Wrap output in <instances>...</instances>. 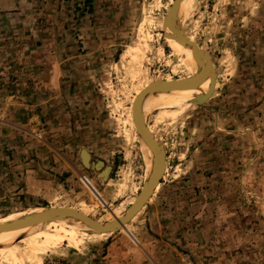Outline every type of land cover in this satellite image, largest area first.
I'll return each mask as SVG.
<instances>
[{
    "label": "rangeland",
    "instance_id": "rangeland-1",
    "mask_svg": "<svg viewBox=\"0 0 264 264\" xmlns=\"http://www.w3.org/2000/svg\"><path fill=\"white\" fill-rule=\"evenodd\" d=\"M74 1L77 7L84 3ZM176 1L114 0L108 23L91 16L86 24L82 16L93 11L80 6L70 21L73 32L81 33L85 24L91 34L108 27L95 48L88 46L90 54L78 58V79L94 89L87 100L91 114L83 117L90 126L59 128L50 121L39 136L22 135L31 146L45 143L38 152L51 158L39 164L44 171L38 181L14 164L11 177L0 175V220L53 206L107 223L138 201L148 168L137 133L140 105L152 90L173 85L188 97L193 85L166 40ZM176 32L182 46L211 66L215 79L204 104L155 107L146 114L162 162L163 199L172 210L185 202L182 217L174 219L175 225L185 220V233L175 228L170 243L151 245L131 231H140L139 218L102 234L39 221L0 233V264H160L156 257L163 253L170 257L164 264H264V0H197ZM144 211L143 220L149 208ZM210 219L221 225L222 236L201 248L195 237ZM227 238L235 244L224 245ZM116 240L121 251L112 249Z\"/></svg>",
    "mask_w": 264,
    "mask_h": 264
},
{
    "label": "crops",
    "instance_id": "crops-1",
    "mask_svg": "<svg viewBox=\"0 0 264 264\" xmlns=\"http://www.w3.org/2000/svg\"><path fill=\"white\" fill-rule=\"evenodd\" d=\"M49 1H52L51 4ZM49 1L0 0V132L1 136L4 135L0 139V175L11 177L9 173L12 170L8 168L14 164L15 167L22 168V172L26 171L29 174L27 177L31 178L33 175L34 180L38 181L37 177L44 171L39 164L51 156L42 157V153L40 156L38 152L39 148H45L44 141L41 146L39 140L31 146L22 139V135L39 136L41 129L46 124L49 125L50 121L53 127L57 125L59 128L70 129L90 124L83 117L91 114L87 100L92 98L94 89L89 81L78 79V74L83 72L78 58L90 54L87 48H95V43L99 41L96 37L108 28L102 22V28L97 29L100 33L91 34L86 25L87 19L97 16L98 19L95 20L98 21L106 17L108 23L111 20L110 11H114L111 9L114 0H94L91 15L82 16L86 22L80 29L82 34L73 32L70 27L72 17L79 16L77 3L74 0ZM79 37L82 39L79 40ZM47 147L53 150L49 145ZM60 157L62 158L61 155ZM161 184L163 186L160 182L159 190L151 196L148 205L131 221L139 218L135 222L140 226V231H131L134 234L136 232L139 241L145 244L170 243L175 236V228L181 230L179 234L185 233V220L174 224L176 216L182 217L179 211L184 212L185 202L180 208L174 204L172 210L170 202L163 199L165 195L161 192ZM168 193L166 190L165 194ZM184 194L185 191L181 190L180 195ZM147 207L149 211L145 213L143 220L141 217ZM143 224L148 226L147 231ZM203 226L195 237L201 248L219 242L222 231H217L221 229V225L219 227L217 221L210 219ZM118 240L111 244L112 249L118 248ZM222 243L235 244L231 238ZM118 251H121L120 247ZM177 254L182 256V260L185 259V253ZM165 258L170 260L166 253L156 257V260L164 264Z\"/></svg>",
    "mask_w": 264,
    "mask_h": 264
},
{
    "label": "bare ground",
    "instance_id": "bare-ground-1",
    "mask_svg": "<svg viewBox=\"0 0 264 264\" xmlns=\"http://www.w3.org/2000/svg\"><path fill=\"white\" fill-rule=\"evenodd\" d=\"M196 2H197V0H181L180 5H179V11H178L177 16L175 18L173 28L171 29L167 25V29H166L167 43H168L169 47L171 48V51H173V53H175L177 55V57L180 59V61L185 65V67L189 71L190 76L193 79L192 88L188 89V97L181 94L178 91L169 92L165 88H161L162 90H157L155 92H152L151 94L147 95V97L145 96L146 98H144L145 101L143 104V114H144L145 120H146V114L150 113L153 109H155V107H162V106L163 107H171V108H173V107H181V108L192 107L194 105H197L195 103V99L197 97L204 96L208 92V89H209L210 83H211V78L208 77L206 71L201 66H199L195 56L187 48H185L184 46L181 45V43L179 42L178 36H177V32H176V26L179 30H182L184 22L186 20V17H187V15L190 14L191 8L194 6V4ZM161 92H163L164 94L163 93L161 94ZM165 92H167V93H165ZM158 93H160V94H158ZM140 107H141V105H140ZM144 146L142 145L141 147L143 149L148 168H147V172H146V182H145L143 191H142L138 201L141 200V197L145 193V191L152 187L153 182H154V177H153L154 165H153V160H152V157L150 154L151 149H149V147L147 145H144ZM36 210H37V208H32L28 211H21V212H15L13 214H10L7 217L2 218L0 220V226L8 224L10 222H13L14 220H16L20 217L26 216V215H28V214L36 211ZM127 211H125L124 213H126ZM121 216H116V218L113 216L114 218H111L109 220V222H107V223H95V224L107 225V224H110V223L116 221L117 218H120ZM54 220H58L60 222H63L64 224L69 225L70 227H72L76 230H79L82 232H88L86 230V228L80 224H77V226H76V225L69 223L67 220H64L61 218L54 219ZM8 230L10 232H16L17 231V230H12L10 228L5 227V228H0V233L6 232ZM92 234H97V233H92Z\"/></svg>",
    "mask_w": 264,
    "mask_h": 264
},
{
    "label": "water",
    "instance_id": "water-1",
    "mask_svg": "<svg viewBox=\"0 0 264 264\" xmlns=\"http://www.w3.org/2000/svg\"><path fill=\"white\" fill-rule=\"evenodd\" d=\"M181 0H177L176 3L173 5L172 9L169 12L168 18H167V25L172 29L173 28V24L175 22V18L177 16V13L179 11V5H180ZM198 56L195 54V58L197 60V63L199 64V66H201L207 73V76L211 78V83H210V87L208 89V92L206 93V95L201 96V97H197L195 99V103L197 105H202L205 102L208 101V99L211 97L213 90H214V72L211 68V66L205 62H202L201 60H199L197 58ZM165 85V84H163ZM163 85H159V86H163ZM173 88H167L166 90L169 92H174L179 90L178 88H176L175 86L172 85ZM157 90H162L161 88L155 89L150 91L147 95L151 94L152 92H155ZM146 95V97H147ZM145 97V98H146ZM145 99L143 100L141 107H140V111H139V117H138V122H137V133H138V137H139V141L141 143V145H147L149 147L150 150V154L153 160V177H154V182L153 185L150 189H147L145 191V193L142 195L141 200L138 201L136 204L132 205L129 210L124 213L120 218H117L116 221L107 224V225H97L95 223H97L98 221L95 222H89L88 220H84L80 217H77L76 215L72 214L69 211H66L64 209L61 208H57V207H53V206H43V207H39L37 208L36 211L20 217L16 220H14L13 222H10L8 224L5 225H1L0 228H10L12 230H18L22 227L28 226L30 224H35L36 222L39 221H45V220H53L54 219H64L67 220L69 223L76 225L80 224L83 227L86 228V230L89 233H97V234H102V233H108V232H113V231H117L119 229H121V227H125L136 215L137 213L147 204V202L149 201V199L151 198V196L154 194V192L157 189V186L160 184L161 178H162V162L160 159V156L157 152V150L154 148V146L151 143V136L148 133L147 130V126L145 123V118H144V114H143V104H144ZM145 147V146H144ZM160 160V164H159V160L155 154V152ZM83 155L85 157H89V153H87L86 151L83 152ZM103 161H100V164H102Z\"/></svg>",
    "mask_w": 264,
    "mask_h": 264
},
{
    "label": "trees",
    "instance_id": "trees-1",
    "mask_svg": "<svg viewBox=\"0 0 264 264\" xmlns=\"http://www.w3.org/2000/svg\"><path fill=\"white\" fill-rule=\"evenodd\" d=\"M93 3H94V0H84V3L81 4L80 6H83L87 10H89L90 12H92L93 11ZM80 6L76 8L77 11L82 10V9H80Z\"/></svg>",
    "mask_w": 264,
    "mask_h": 264
},
{
    "label": "built area",
    "instance_id": "built-area-1",
    "mask_svg": "<svg viewBox=\"0 0 264 264\" xmlns=\"http://www.w3.org/2000/svg\"><path fill=\"white\" fill-rule=\"evenodd\" d=\"M89 183H92V182H91V181H88V182H87V185H88V186H89ZM91 186H92V185H91ZM93 186H94V185H93ZM89 187H90V186H89ZM106 203H107V202H106Z\"/></svg>",
    "mask_w": 264,
    "mask_h": 264
}]
</instances>
